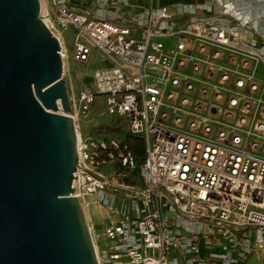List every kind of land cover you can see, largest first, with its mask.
<instances>
[{
  "label": "built area",
  "instance_id": "1",
  "mask_svg": "<svg viewBox=\"0 0 264 264\" xmlns=\"http://www.w3.org/2000/svg\"><path fill=\"white\" fill-rule=\"evenodd\" d=\"M70 1L44 20L71 31L78 61L110 60L71 116L101 96L144 141L132 184L124 138L76 132L74 195L108 219H87L99 264H264V0ZM111 160L114 180L93 170Z\"/></svg>",
  "mask_w": 264,
  "mask_h": 264
},
{
  "label": "water",
  "instance_id": "2",
  "mask_svg": "<svg viewBox=\"0 0 264 264\" xmlns=\"http://www.w3.org/2000/svg\"><path fill=\"white\" fill-rule=\"evenodd\" d=\"M60 49L41 0H0V264H99Z\"/></svg>",
  "mask_w": 264,
  "mask_h": 264
},
{
  "label": "rangeland",
  "instance_id": "3",
  "mask_svg": "<svg viewBox=\"0 0 264 264\" xmlns=\"http://www.w3.org/2000/svg\"><path fill=\"white\" fill-rule=\"evenodd\" d=\"M156 1L157 0H155V2ZM41 6L42 12H51L54 7L53 0H42ZM48 22H50L51 29L53 30L55 35L60 39L61 42L60 50L63 53L62 72L64 77L66 78V88H68L69 96L75 95L80 89L90 86L92 68L96 65H106L110 63V60L106 62V58L102 56V54H100V52L97 51V49L94 47L92 48L91 57L88 62L78 61L72 55L71 31L63 27L59 22L54 21L53 17H49ZM92 104L93 105L91 107V110L87 115H79L76 119H74L76 127L86 135H113L119 138H124V134L127 132V126L125 121L120 119L115 114L107 112L101 96H97ZM62 110V107L60 109H56L57 112H62ZM116 125H120V127L118 128ZM93 167L94 169H101L105 173H111L112 170L110 164L102 165L101 167H99L98 165H94ZM130 169L133 171V168ZM133 176L134 173H132L129 169L125 170L122 175L123 178ZM124 182H126V180ZM87 199L90 200V197L88 196ZM90 213L93 217L97 219L98 223L105 224L107 222L106 219H103V214L99 213L96 205L93 203L90 206ZM87 215L89 217V213ZM101 244H103L102 241ZM252 260L254 261L255 259L252 258Z\"/></svg>",
  "mask_w": 264,
  "mask_h": 264
},
{
  "label": "crops",
  "instance_id": "4",
  "mask_svg": "<svg viewBox=\"0 0 264 264\" xmlns=\"http://www.w3.org/2000/svg\"><path fill=\"white\" fill-rule=\"evenodd\" d=\"M168 1H172V0H157L156 2L161 3V2H168ZM135 2L146 3L147 0H135ZM108 60H109V59H106L105 61L107 62ZM90 86H91V82H90ZM85 88H86V87H85ZM98 97H99V96H98ZM110 136H113V135H110ZM110 136H104V137H110ZM106 164H110V165H111V169H112V170H111V173H105V172H104L103 170H101V169H98V168H95V169H94V167H93V170H96L98 173L102 174L103 176L110 177L111 180H114V179L116 178V176L114 175V173L117 172V171L119 170L120 167H119L118 164L114 163L112 160H111L110 162H107V163H104V164H95V165H98L99 167H101L102 165H106ZM130 171L132 172L131 169H130ZM125 180H126L125 183H128V182H129V183H132V184H136V183L138 182V175H136V174L134 173V176H133V177H128V179L122 177V182H124ZM96 207H97L99 213H100V214H101V213L103 214V219H106V221L108 222V219L106 218V213H105L104 209H103L102 207L98 206V205H96ZM89 219L93 220L96 229H97V228H98V229H102V228L104 227V225L107 223V222H106L105 224H100V223H98L97 219H96L95 217H93V216L91 215V213L89 214ZM95 219H96V220H95ZM101 241L104 242L103 239H102ZM252 258H253V257H250L249 260H252Z\"/></svg>",
  "mask_w": 264,
  "mask_h": 264
},
{
  "label": "trees",
  "instance_id": "5",
  "mask_svg": "<svg viewBox=\"0 0 264 264\" xmlns=\"http://www.w3.org/2000/svg\"><path fill=\"white\" fill-rule=\"evenodd\" d=\"M88 1L89 0H85L84 3L87 4ZM77 2H79V0H71L69 2V5L73 6L77 4ZM117 127L119 128L120 125H118ZM124 141L128 144V147L131 149L135 157L136 167L133 168L132 173L138 175V169H139L138 165L144 160V155H145L143 138L140 135L133 134L127 131L124 134Z\"/></svg>",
  "mask_w": 264,
  "mask_h": 264
},
{
  "label": "bare ground",
  "instance_id": "6",
  "mask_svg": "<svg viewBox=\"0 0 264 264\" xmlns=\"http://www.w3.org/2000/svg\"><path fill=\"white\" fill-rule=\"evenodd\" d=\"M42 1V0H41ZM43 14H44V11H43ZM44 17V16H43ZM45 18V17H44ZM62 52V51H61ZM63 54V53H62ZM59 109L61 108V106L58 107ZM76 132L78 133V128L76 127ZM85 213H86V218H88V209H85Z\"/></svg>",
  "mask_w": 264,
  "mask_h": 264
}]
</instances>
